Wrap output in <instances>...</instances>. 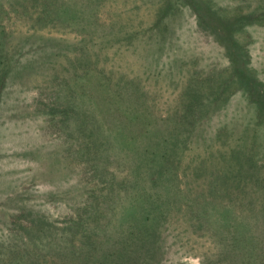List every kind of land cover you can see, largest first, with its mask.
<instances>
[{
    "label": "trees",
    "instance_id": "trees-1",
    "mask_svg": "<svg viewBox=\"0 0 264 264\" xmlns=\"http://www.w3.org/2000/svg\"><path fill=\"white\" fill-rule=\"evenodd\" d=\"M58 2L0 0V88L26 46L17 41L7 49L12 35L3 24V14L26 15L37 4L34 21L41 23L47 16H51L49 21L55 17L49 10L61 11L58 6L63 3ZM182 4L193 10L196 24L213 33L224 47L231 74L193 80L176 95L175 106L160 111L143 101L146 92L137 77L127 83L126 77L115 79L98 65L89 68L94 73L89 85L95 92L92 111L79 109L63 91L52 96L53 102L44 104V108L50 106L47 130H56L67 140L68 147L89 164L85 169H92L102 182L106 179L109 189L95 195V200H85L83 211L78 208L76 217L67 219L64 229L71 233L64 237L68 245L53 250L30 244L11 251L4 264H151L148 260L164 246L175 220L185 222L187 230L211 243L213 264H264V83L248 67V45L240 37L242 26L264 19V13L250 15L238 8L224 13L210 0H163L153 22L159 39L167 30L164 19ZM88 49L69 59L67 68L89 71V64L104 58L100 48L92 49L90 55ZM230 89L240 91L249 108L206 133L214 105L224 101ZM114 140L124 142L126 167L120 164L123 160ZM120 166L125 170L123 177L118 175ZM129 176L140 183L142 221L140 229L129 224L121 230V222H114L115 211L109 209L120 199L115 185L126 187ZM214 209L225 217L219 227L210 218ZM143 251L146 254L139 255ZM18 253L28 256L27 260L21 262Z\"/></svg>",
    "mask_w": 264,
    "mask_h": 264
},
{
    "label": "rangeland",
    "instance_id": "rangeland-1",
    "mask_svg": "<svg viewBox=\"0 0 264 264\" xmlns=\"http://www.w3.org/2000/svg\"><path fill=\"white\" fill-rule=\"evenodd\" d=\"M58 1L63 3L58 6L61 11L55 12V7L49 10L55 16L50 21L51 16H47L44 22L35 23L37 4L26 15L10 11L2 17L12 35V40L5 44L7 49L17 41L25 42L26 46L25 53L12 62L0 88V264L8 262L11 251L31 247L30 244L53 250L68 245L69 240L64 237L71 233L64 229L70 221L67 219L75 218L78 208L83 211L85 200H95V195L109 189L106 179L102 182L92 169H85L89 164L73 147H68L67 140L59 137L56 130H47L51 115L46 111L50 110L52 96L63 91L73 97L79 109L86 107L92 111L95 92L89 85L94 73L89 68L94 70L98 65L115 79L126 77L127 83L137 77L141 90L146 92L143 101L160 111L175 106L176 95L193 80L200 82L211 76L222 78L231 74L224 47L213 33L196 24V16L187 5L182 4L175 13L166 16L167 30L159 39L153 22L163 0ZM210 1L224 13L236 8L250 15L264 13V0ZM240 35L248 45L247 65L264 83V19L246 23ZM86 47L89 55L92 49L100 48L104 58L97 64H89V71L67 68L68 60L80 55ZM231 89L224 101L214 105L206 133L249 108L241 92ZM56 118L59 116L53 118L54 123ZM111 142L123 160L120 164L126 167L124 142ZM118 169V175L123 177L125 170L122 166ZM130 176L127 188L121 182V186L115 185L120 199L114 202V209H109L115 211L114 222L115 225L121 222V230H126L129 224L140 229L142 221L138 204L140 183L135 184ZM211 214L212 223L219 227L225 217L219 209ZM27 227L30 236L25 234ZM166 234L164 246L149 263L213 264L211 243L187 230L185 222L175 220ZM19 255L21 262L28 258Z\"/></svg>",
    "mask_w": 264,
    "mask_h": 264
}]
</instances>
